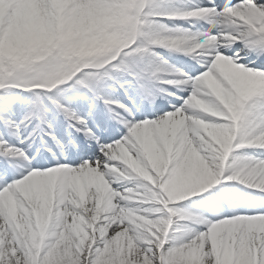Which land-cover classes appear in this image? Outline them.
Returning <instances> with one entry per match:
<instances>
[{"label":"snow or ice","instance_id":"1","mask_svg":"<svg viewBox=\"0 0 264 264\" xmlns=\"http://www.w3.org/2000/svg\"><path fill=\"white\" fill-rule=\"evenodd\" d=\"M0 264H264V0H0Z\"/></svg>","mask_w":264,"mask_h":264}]
</instances>
